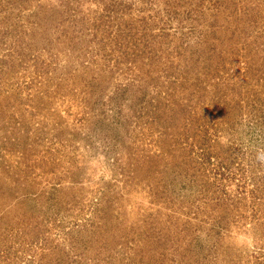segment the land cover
<instances>
[{"label":"rangeland","instance_id":"374dc122","mask_svg":"<svg viewBox=\"0 0 264 264\" xmlns=\"http://www.w3.org/2000/svg\"><path fill=\"white\" fill-rule=\"evenodd\" d=\"M264 0H0V264H264Z\"/></svg>","mask_w":264,"mask_h":264},{"label":"clouds","instance_id":"9594fccd","mask_svg":"<svg viewBox=\"0 0 264 264\" xmlns=\"http://www.w3.org/2000/svg\"><path fill=\"white\" fill-rule=\"evenodd\" d=\"M258 159H260L261 161H264V155H261L260 157H258Z\"/></svg>","mask_w":264,"mask_h":264}]
</instances>
